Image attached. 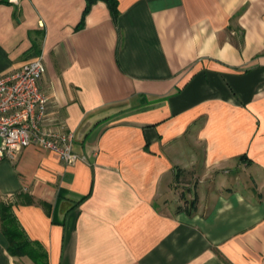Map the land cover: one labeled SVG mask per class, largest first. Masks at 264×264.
I'll return each instance as SVG.
<instances>
[{"label": "crops", "instance_id": "crops-1", "mask_svg": "<svg viewBox=\"0 0 264 264\" xmlns=\"http://www.w3.org/2000/svg\"><path fill=\"white\" fill-rule=\"evenodd\" d=\"M0 0V77L42 58L79 160L0 159L49 264H264V0Z\"/></svg>", "mask_w": 264, "mask_h": 264}, {"label": "built area", "instance_id": "built-area-1", "mask_svg": "<svg viewBox=\"0 0 264 264\" xmlns=\"http://www.w3.org/2000/svg\"><path fill=\"white\" fill-rule=\"evenodd\" d=\"M45 73L38 58L15 74L0 77V159L14 160L23 150L36 147L56 153L66 164L79 160L73 136L65 132L42 88Z\"/></svg>", "mask_w": 264, "mask_h": 264}, {"label": "trees", "instance_id": "trees-1", "mask_svg": "<svg viewBox=\"0 0 264 264\" xmlns=\"http://www.w3.org/2000/svg\"><path fill=\"white\" fill-rule=\"evenodd\" d=\"M96 1H104L113 17L118 14V0H88L85 14L89 11L92 4ZM2 232L8 243V250L13 256H27L34 261L35 264H49L48 255L43 248L28 239L13 212L11 206H3L1 210Z\"/></svg>", "mask_w": 264, "mask_h": 264}]
</instances>
